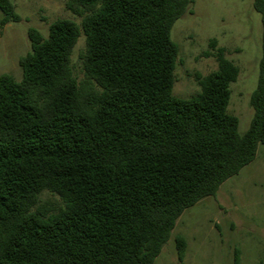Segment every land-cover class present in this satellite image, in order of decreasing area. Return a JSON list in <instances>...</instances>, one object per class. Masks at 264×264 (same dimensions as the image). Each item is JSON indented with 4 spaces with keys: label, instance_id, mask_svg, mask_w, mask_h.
<instances>
[{
    "label": "trees",
    "instance_id": "16d2710c",
    "mask_svg": "<svg viewBox=\"0 0 264 264\" xmlns=\"http://www.w3.org/2000/svg\"><path fill=\"white\" fill-rule=\"evenodd\" d=\"M191 0H67L82 17L27 30L22 77L0 75V264H154L179 217L264 145L262 54L245 132L228 112L238 66L218 48L201 92L173 94L175 22ZM0 0V29L20 22ZM81 34L83 79L71 56ZM216 46V40L211 41ZM48 191L63 202L39 206ZM180 264L186 242L177 236ZM239 260L236 251V262Z\"/></svg>",
    "mask_w": 264,
    "mask_h": 264
},
{
    "label": "rangeland",
    "instance_id": "374dc122",
    "mask_svg": "<svg viewBox=\"0 0 264 264\" xmlns=\"http://www.w3.org/2000/svg\"><path fill=\"white\" fill-rule=\"evenodd\" d=\"M11 1L22 20L0 29V75L6 73L20 80L19 60L31 48L28 28L34 27L46 36L53 21L71 19L80 24L82 17L66 8L67 0ZM262 32L254 0H191L189 11L171 30V39L179 46L173 94L189 98L200 93L198 77L218 69L214 55L223 48L239 68L237 80L230 84L228 112L239 118V130L245 132L254 113L250 100L258 81ZM212 40H216L215 47ZM84 50L85 37L81 34L71 56L79 81L84 77ZM39 206L53 213L63 202L44 191ZM177 236L186 242L183 264H264V145L259 146L251 163L221 185L215 196L204 198L179 217L154 264H180Z\"/></svg>",
    "mask_w": 264,
    "mask_h": 264
}]
</instances>
